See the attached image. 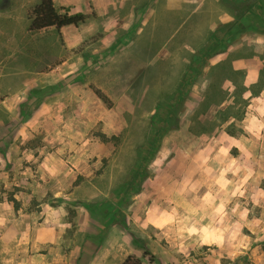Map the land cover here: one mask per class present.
Listing matches in <instances>:
<instances>
[{
    "label": "rangeland",
    "instance_id": "374dc122",
    "mask_svg": "<svg viewBox=\"0 0 264 264\" xmlns=\"http://www.w3.org/2000/svg\"><path fill=\"white\" fill-rule=\"evenodd\" d=\"M54 1L0 0V264H264V0Z\"/></svg>",
    "mask_w": 264,
    "mask_h": 264
},
{
    "label": "trees",
    "instance_id": "16d2710c",
    "mask_svg": "<svg viewBox=\"0 0 264 264\" xmlns=\"http://www.w3.org/2000/svg\"><path fill=\"white\" fill-rule=\"evenodd\" d=\"M88 15L83 12L70 13L68 10L62 12L55 4L54 0H40V2L32 9L30 19V30L39 31L49 27L61 29L66 26H78L88 19ZM102 99L106 100L105 95L98 93ZM122 264H143L140 257L129 256Z\"/></svg>",
    "mask_w": 264,
    "mask_h": 264
},
{
    "label": "crops",
    "instance_id": "0c3cea01",
    "mask_svg": "<svg viewBox=\"0 0 264 264\" xmlns=\"http://www.w3.org/2000/svg\"><path fill=\"white\" fill-rule=\"evenodd\" d=\"M30 20V19H29ZM70 26H75V25H70ZM66 27H69V26H66ZM49 28H55V27H49ZM64 28V27H63ZM45 29H48V28H45ZM43 30V29H42ZM234 66H235V68H239L240 66H242V65H240L241 63H240V61L239 60H234Z\"/></svg>",
    "mask_w": 264,
    "mask_h": 264
}]
</instances>
